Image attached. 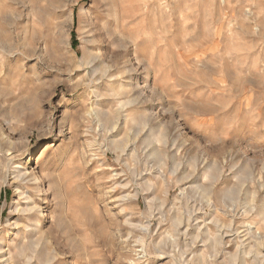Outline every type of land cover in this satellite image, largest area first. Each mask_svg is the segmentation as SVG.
Segmentation results:
<instances>
[{"label": "rangeland", "instance_id": "obj_1", "mask_svg": "<svg viewBox=\"0 0 264 264\" xmlns=\"http://www.w3.org/2000/svg\"><path fill=\"white\" fill-rule=\"evenodd\" d=\"M0 264H264V0H0Z\"/></svg>", "mask_w": 264, "mask_h": 264}, {"label": "bare ground", "instance_id": "obj_2", "mask_svg": "<svg viewBox=\"0 0 264 264\" xmlns=\"http://www.w3.org/2000/svg\"><path fill=\"white\" fill-rule=\"evenodd\" d=\"M70 207V206H69ZM29 213V212H28ZM31 216H33V215H28V217L27 218H30ZM38 229V228H37ZM49 237V236H48ZM53 241V240H52ZM48 243V242H47ZM26 243H24V245H25ZM25 247V246H24ZM49 249V248H48ZM51 249V248H50ZM25 250H26V247H25ZM44 250V249H43ZM48 251V250H47ZM51 253V252H50ZM47 254H49V253H47ZM35 256V255H34ZM36 256H37V252H36ZM22 258V257H21ZM18 259H19V257H18ZM31 258H29L28 260H29V262L31 261L30 260ZM35 259H37V257L35 258Z\"/></svg>", "mask_w": 264, "mask_h": 264}]
</instances>
